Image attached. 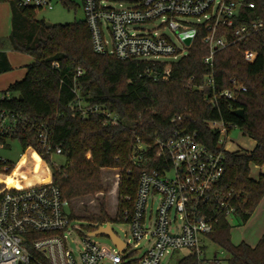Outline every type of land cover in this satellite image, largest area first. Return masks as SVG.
I'll use <instances>...</instances> for the list:
<instances>
[{"label":"trees","instance_id":"trees-1","mask_svg":"<svg viewBox=\"0 0 264 264\" xmlns=\"http://www.w3.org/2000/svg\"><path fill=\"white\" fill-rule=\"evenodd\" d=\"M62 1L70 5L68 0ZM235 1L239 9L233 25L220 24L217 37L235 39L237 27L264 19V0ZM2 2L11 6L12 31L0 38V74L12 70L7 50L28 54L34 61L27 66L25 77L11 84L0 98V110L27 117L36 127L44 125L52 143L61 148L66 164L52 167V181L63 198L74 200L104 191L102 170L120 169L123 176L116 220L122 221L124 211L133 207L142 169L133 162L137 145L144 144L153 155L156 138L185 129L210 149L224 151L225 173L219 190L224 196L231 194L230 205L235 211L230 216L239 224L249 221L264 198V173L258 179L250 175L252 164L264 165V30L253 31L219 50L212 67L204 62L209 46L202 26H195L196 38L178 60H122L94 51L85 20L48 27L38 19L41 9L19 6L17 0ZM247 50L257 53L253 62L246 60ZM210 73L212 85L207 82ZM233 80L246 91L235 90ZM227 89L235 90V100H209ZM78 101L88 107L98 106L117 120L108 121L101 112L83 116L72 108ZM238 109L244 110L243 116L236 115ZM174 118L179 119L172 122ZM213 121L223 122L227 134L237 127L256 146L251 151L225 150L221 133L211 125ZM9 138L18 139L24 149L38 147L35 129L23 124L2 139L7 142ZM46 162L51 163L50 155L43 157L38 172L27 183H38L48 175ZM7 164L10 172L14 165L10 161ZM8 182L17 184L13 177ZM127 196L131 200H126ZM99 209L84 217L73 215L89 222L81 225L84 235L110 224L105 202ZM230 216L218 213L208 234V239L229 255L221 264H264V233L256 246L244 241L236 244L231 237ZM204 262L190 253L177 264Z\"/></svg>","mask_w":264,"mask_h":264},{"label":"built area","instance_id":"built-area-1","mask_svg":"<svg viewBox=\"0 0 264 264\" xmlns=\"http://www.w3.org/2000/svg\"><path fill=\"white\" fill-rule=\"evenodd\" d=\"M17 2L22 7L54 8V0ZM83 6L94 51L122 60H165V57L178 60L188 53L196 38L195 35L192 44L187 46L180 33L202 26L207 31L204 40L209 46L204 62L212 67L219 50L253 31L264 30V19H261L237 27L235 39L217 37L220 24L233 25L239 9L235 0H135L125 8L114 7L113 0H83ZM189 17H197L198 22L189 21ZM157 20H161V24L151 28ZM161 25L171 29L182 45L177 46L163 34L159 29ZM256 57L255 51H245L247 61L253 62ZM213 81L210 73L207 82L212 85ZM232 82L235 90L246 91L235 80ZM235 90H224L209 100L219 97L235 100ZM72 108L83 116L101 112L108 121L117 120L114 114L98 106H85L81 101ZM20 124L36 132L38 147H28V151L33 150L42 158L62 154L61 148L50 140L44 125L36 127L27 117L5 110H0V148L7 144L2 138H8ZM211 125L221 133L220 143L227 150L223 139L224 135L228 137L227 126L219 121ZM154 147L151 155L149 148L140 143L133 156V162L142 169L133 207L124 211L122 221L130 224L136 248L120 237L124 244L121 249L111 238L112 248L93 242L91 236L81 232L73 209L68 211L72 207L71 200L63 198L52 178L27 183L30 177H15L13 169L8 172L11 169L8 160L0 158V264H101L106 260L112 264H163L167 254L183 249L200 260L205 259V245L217 214L225 212L230 216L235 211L230 205L231 194L224 196L219 190L225 173L224 151L210 149L185 129H175L165 138H156ZM152 163L156 166H151ZM10 177H14L17 184L9 183ZM125 199L131 200V197ZM73 233L83 238V247L78 252L69 246ZM144 240L150 247L140 255L139 245ZM221 263L216 257L211 262Z\"/></svg>","mask_w":264,"mask_h":264},{"label":"rangeland","instance_id":"rangeland-1","mask_svg":"<svg viewBox=\"0 0 264 264\" xmlns=\"http://www.w3.org/2000/svg\"><path fill=\"white\" fill-rule=\"evenodd\" d=\"M70 5H66L62 0H54V8L53 9H41L38 13V19L43 20L46 23L53 24H67L73 23L75 21L85 20V10L83 6V0H68ZM135 0H113L114 7H129L134 4ZM0 6H8V3H0ZM189 21L193 23L198 22L197 17H189ZM161 24V20H157L155 24H151V28H155L157 25ZM163 34L169 36L177 46H181V40L178 36L167 26L161 25L160 28ZM165 60H172L171 57H165ZM161 60V59H159ZM225 141V147L228 151H237V150H252L255 147V142L248 136H245L240 129L237 127L234 128L228 134L223 136ZM0 158L8 160L13 163V174L17 178H27L35 175L42 162L43 158L39 156L33 150L28 151V149H24L22 144L18 139L9 138L7 140V144L4 147L0 148ZM51 163H45L46 168L48 169V175L43 177L44 180H50L53 176V168H60L66 164L65 156L61 154H53L50 156ZM45 161V160H44ZM260 171L258 168L253 167L251 174L252 178H257ZM123 171L120 169H104L102 170L101 177L103 181V185L105 190L94 195H86L83 197H78L74 200H71L72 207L68 208L69 210L74 211V214L77 216L84 217L87 214H95L99 212V204L105 202L108 214L111 217V228L117 234L118 237L123 239L125 242L131 244L132 248L135 247V243L133 241L131 226L127 222H122L116 220L118 213V205H119V192H120V184ZM127 176V174L125 173ZM14 178V177H13ZM15 179V178H14ZM262 203V202H261ZM157 207V201L153 204V209L155 210ZM258 210V209H257ZM83 215V216H82ZM261 220V216L258 218L256 211L253 215V218L246 224H239L237 218L230 216V222L233 225V229L231 232L232 241L238 243L243 241L244 237L247 236H257V228L258 223ZM76 224L79 226L87 225L89 222L84 218L76 219ZM87 235V234H86ZM90 239L93 242H96L102 246L112 248L113 242L107 236H91ZM69 246L72 247L74 252H78L83 247V238L82 236L73 233L69 239ZM150 244L145 240L142 241L139 245V254L142 255L145 251L148 250ZM190 254V251L187 249L178 250L174 252V254H167L163 259V264H177L178 261ZM228 254L221 248H219L215 243L211 240L206 242V251H205V262L203 264H211L214 258H218L221 262L225 263L228 258ZM101 264H112L110 261H103Z\"/></svg>","mask_w":264,"mask_h":264},{"label":"crops","instance_id":"crops-1","mask_svg":"<svg viewBox=\"0 0 264 264\" xmlns=\"http://www.w3.org/2000/svg\"><path fill=\"white\" fill-rule=\"evenodd\" d=\"M3 3H7V2H3ZM11 31H12V10H11V6H10V4H9V7L8 6H2V8H1V6H0V38L8 37L10 35ZM6 52H7L9 61L12 65V70L8 71L6 73L0 74V98L3 97L5 91L9 88V86L11 84L15 83L16 81H20L25 77L26 72H27V66L30 65L31 63H33V61H34V59L30 55L25 54V53L13 51V50H7ZM255 146H256V142H255ZM253 167L259 169L260 173H259L258 177L260 176V174L264 173V165L258 166V165L252 164L251 165V171H252ZM258 177L254 178V179H258ZM261 202L262 203H260L255 210L257 217L259 218L261 216V220L258 223L257 236L256 237L255 236L254 237L253 236H247V237H244V239H242L244 242L250 244L251 246H256L258 244L261 236L264 233V198ZM255 211H254V213H255ZM254 213L250 217L249 221L253 218ZM247 223H246V225H247ZM243 241H240L236 244H239Z\"/></svg>","mask_w":264,"mask_h":264},{"label":"water","instance_id":"water-1","mask_svg":"<svg viewBox=\"0 0 264 264\" xmlns=\"http://www.w3.org/2000/svg\"><path fill=\"white\" fill-rule=\"evenodd\" d=\"M46 25L49 27L52 23L47 22ZM196 35V29H191L185 32L180 33V38L184 41L187 46H190L193 42V39ZM236 115L243 116L244 110L238 109L235 111ZM89 236H107L113 240V242L121 249L123 247V241L116 235V233L111 228L110 224H107L105 227L100 226L96 230L88 233Z\"/></svg>","mask_w":264,"mask_h":264}]
</instances>
